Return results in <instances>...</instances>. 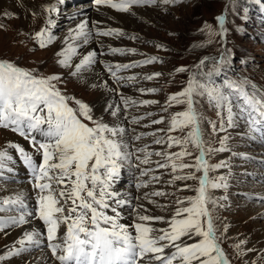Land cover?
Masks as SVG:
<instances>
[{"label": "rangeland", "instance_id": "obj_1", "mask_svg": "<svg viewBox=\"0 0 264 264\" xmlns=\"http://www.w3.org/2000/svg\"><path fill=\"white\" fill-rule=\"evenodd\" d=\"M74 1L76 0H69L70 3ZM12 3L10 6L15 9L17 3ZM48 3L42 10L24 9L22 16L13 12H9L6 18L0 16V62L11 63L24 71L36 74L34 75L36 77L47 78L56 75L60 79L54 83L68 99L70 107L77 109L75 101L79 100L90 107L93 121H99L112 128H117L121 122V127L125 129L122 135L124 137L119 136L115 139L122 144L121 151L127 154V158L119 162L118 177L114 178L118 181L117 185L111 183L112 186L109 188V191L117 195L109 200L114 204L116 200L127 198L123 201L132 204L128 208L135 216L140 212L169 220L175 213L177 199L184 200L197 195L195 189L199 187L198 179L174 180L176 175L184 176L195 170L186 168L173 172L171 164L175 162L177 165L181 163L194 165L200 149L190 142L182 146L173 143L169 147V136L184 141L191 131L190 127L170 130L172 117L186 111L187 105L174 101L169 103V98L186 89L190 80L197 84H208L204 82L203 73L191 72L205 58L210 57L211 62L214 61L213 54L220 55L222 62L215 65L214 73H223L225 84L213 85L229 95L232 108L231 123L227 104L218 108L207 95L193 96V106L199 117L204 160L209 169L206 195L211 202L207 207L211 212L217 242L229 264H260L264 259V250H261L264 238L259 236L264 231V201L259 200V198L264 200V136L259 131H252V126L248 123V114L242 111L243 101L239 94L227 88V84L246 82L243 87L247 93H264V0H171L170 3L154 0V3L144 4V8H133L127 14L115 13L110 9L81 11L88 14L83 19L91 32L94 28L107 29L108 25L111 28H123L125 31L123 34H128L119 40L117 37L111 38L116 39V42L106 40L107 42L93 43V39L88 42L94 44L91 52L95 50L96 55L94 62L81 72L99 63L100 69L94 67L90 70L94 75L99 73L102 77L106 76L109 86L111 85L109 93L100 88L101 82L100 87L87 85L83 82L81 72L72 75L77 59L86 53L87 44L81 40L82 38L76 42L80 41L79 44L84 48L73 56L70 62L72 66L65 67L59 64L62 58L57 54L60 41L69 31L72 21L75 22V15L80 16L77 11L87 8L89 4L77 10L67 8L65 10L67 14L74 17L70 19L71 22L63 21L59 25L55 37V34H51L52 24H48L52 19V12L45 11L53 4L50 1ZM224 12L228 19L224 31L226 26L229 29L225 32L228 35L225 44L222 43L217 26L218 17ZM121 17H124L128 26L121 22ZM42 29H47L53 37L52 42L43 48L36 39V34ZM95 43L98 46L108 44L121 47L118 49L125 50L126 54H112L111 48L96 47ZM129 49L135 50L134 54L128 52ZM227 49L232 55L231 58L235 59H230ZM152 57L156 58V62L144 63ZM227 62H234V67L226 68ZM118 64L139 66L121 69L116 73V77H119L116 79L106 66ZM180 68L185 71H177ZM157 73L160 75L156 76ZM148 76H153V79H146ZM130 77L134 79H129ZM111 91L114 92L113 100L104 104V112L98 114L95 109L101 106L100 102L108 100L112 95ZM125 98L135 103L125 106ZM144 101L155 103L146 104ZM95 102H98V105ZM117 108L121 113L117 112L115 118L112 113ZM134 119L136 123H133ZM158 120L162 123H153ZM84 122L90 127L94 126L90 121ZM213 124L216 126L215 130ZM14 139L17 140L10 133L0 131V151L5 149L3 152L9 151L8 146ZM157 140L161 143H156ZM221 148L224 150L220 151ZM185 149L191 155L185 156L182 160L176 159L174 154ZM9 152L7 153L10 154ZM157 152L163 155H155ZM169 155L173 156L172 160L167 159ZM146 156L148 163H141ZM12 158L15 159L16 156ZM161 164L167 166L160 167ZM1 170L7 173L6 168ZM22 172L24 174V171ZM14 175L15 177H12L19 181V173ZM195 175L199 178L203 172H195ZM4 178L3 175L0 176V187L4 186L1 185ZM213 183L220 186L212 188ZM155 192L164 195H153ZM10 209L6 210L10 213ZM145 209L147 211H144ZM105 211L114 216L116 214L111 204ZM2 213L4 212L0 214ZM125 219L126 216L123 215L121 220L126 221ZM155 226L168 228L167 223H155ZM64 231L65 227L62 225V232ZM2 236L1 242L5 241L6 237ZM239 237L241 238L238 239ZM197 239L199 238L186 239L184 242L190 244ZM1 242L2 255L6 244L3 245ZM249 245L251 249L247 248ZM257 249L259 251L254 259L253 255ZM22 255L20 254L19 258ZM1 262L0 259V264Z\"/></svg>", "mask_w": 264, "mask_h": 264}, {"label": "snow or ice", "instance_id": "obj_2", "mask_svg": "<svg viewBox=\"0 0 264 264\" xmlns=\"http://www.w3.org/2000/svg\"><path fill=\"white\" fill-rule=\"evenodd\" d=\"M164 2L170 3L171 0ZM58 3L63 4L64 0H58ZM95 3L106 5L118 12L128 13L133 6L154 3V0H95ZM45 11L56 12L57 8L53 5ZM223 19V17L218 18L221 25ZM52 23L51 20L48 21L49 25ZM86 28V23L79 24L77 29L73 30L74 34L70 35V40L75 42L83 38L86 43L89 35ZM97 35L119 36L122 33L118 29H109L98 31ZM36 39L43 48L52 42L53 37L47 29H42L36 34ZM110 51L112 54H126L125 50L118 48H111ZM127 51L134 54L135 50ZM76 53L74 44L68 43L66 49L58 54L62 57L59 64L71 67L70 62ZM95 55V52H90L83 56L75 65L72 75L79 74L82 69L92 64ZM154 62H156L155 57L144 61L145 64ZM203 63L201 61V64ZM137 66L139 65L118 64L106 67L109 73L116 77V73L121 69ZM177 71L182 72L185 69L180 68ZM59 79L56 75L47 78L36 77L11 63L0 62V128H10L11 131L29 140L41 157V161L37 163L23 148L10 145L21 154L24 163L32 172L34 188L38 191L36 210L38 219L46 228L47 247L59 264H154V262L229 264L217 242L211 212L207 207L211 202L206 195L209 169L204 160L199 117L193 106L194 95H207L218 108L227 104L229 123H231L232 108L229 95L211 83L197 84L190 80L186 89L169 98V103L174 101L187 105L186 111L172 117L170 130L191 128L184 141L169 136V147L173 143L182 146L190 142L200 149L194 165L186 163L177 165L175 162L171 164L173 172L177 169L183 171L186 168L195 170L184 176L176 175L174 180L198 179L199 187L195 189L197 195L184 200L177 199L175 213L169 220L137 212L135 222L124 225L119 223L120 213L116 209H113L115 216L108 215L105 209L110 207L108 200L116 196V193L109 191V188L118 175L119 162L127 158V154L121 151L122 144L115 139L122 136L125 129L112 128L99 121H93L90 107L79 100L75 101L77 109L70 107L68 99L54 83ZM146 79L151 80L153 76H148ZM244 83L246 82H229L227 88L239 94L244 105L242 111L247 112L252 131H259L264 136V93L249 94L244 90ZM124 103L127 106L135 102L125 98ZM118 111L119 108L112 114L116 115ZM84 121H90L94 126L90 127ZM136 122L134 119L133 123ZM153 123H162V121H153ZM212 126L215 130V124ZM33 132L39 133L44 139L37 141L32 135ZM156 143L159 144L161 141L157 140ZM141 151L145 150L141 149ZM155 155L163 154L157 152ZM174 155L176 159L182 160L191 153L185 149ZM167 159L172 160L173 156L169 155ZM5 160H11V156L7 152L0 151V169L4 167ZM141 163H148L147 156ZM195 172H203V175L198 178ZM219 186L215 183L211 184L212 188ZM153 195L161 196L164 193L155 192ZM18 203L22 204L19 197L0 201L2 205ZM124 203L123 200H116L117 205ZM5 210L4 207H0V212ZM26 215L30 216L32 213L27 212L19 215L18 218L0 221V231L9 225L20 226L27 223ZM155 223H167L168 228H156L153 226ZM62 225L65 231L63 235H59ZM39 235L40 233L36 231L26 232L18 243L21 248L26 243H38L36 237ZM185 238L199 239L188 244L184 242ZM166 249H174V251L166 254ZM19 252L20 249L15 252L10 251L9 255H16Z\"/></svg>", "mask_w": 264, "mask_h": 264}, {"label": "bare ground", "instance_id": "obj_3", "mask_svg": "<svg viewBox=\"0 0 264 264\" xmlns=\"http://www.w3.org/2000/svg\"><path fill=\"white\" fill-rule=\"evenodd\" d=\"M48 1H50L52 4H54V3L57 4L58 3L57 0H0V16L6 18L7 17L6 15H9V12L18 13L20 16H22L24 14V9H30L31 11L42 10V9H44L46 7L47 4H49ZM12 2H16L17 3V5L15 6V9H13L10 6V4L11 5L13 4ZM13 7H14V5H13ZM68 15L71 16V14H68ZM72 17H74V16H72ZM23 18H24V16H23ZM74 20H75V22L72 21L73 23L71 24L69 31L64 35V37L60 41L59 53L63 52L66 49V47L68 46V43H73L74 44V47H76V49H77V53L79 52L80 49L84 48L83 46H81L82 44H79L80 41H77V42L76 41L75 42L71 41L70 40V35L74 34L73 30L77 29L79 24L86 23V22H84V19L82 17H80V16L77 17L76 15H75V19ZM70 22H71V20H70ZM121 22L124 25L128 26L127 21L124 20V17L122 18ZM86 25H87L86 31L87 32H91V31H89V29H90V27H88L89 25L87 23H86ZM91 39H93V38L88 37L87 42L85 43V44H87V47L85 48L86 53L84 52L85 54H81L79 56V58L77 59L78 60L77 63H79V61L83 58V56H85L87 53H90L93 50V48L95 47L94 44H92V42L88 43ZM59 53H57V54H59ZM72 58H74V57H72ZM99 66H100V64L97 63L96 66L93 65L92 67L87 68L88 70H83L81 72L83 74V77H84V78L82 77L83 82H85L87 85H89L91 87H94V86L100 87V83L99 82H101L102 86L100 88L103 89V90H107V92H108V89H110L111 85L109 86L106 76L102 77V75L99 74V73L97 75H94V74H92V72L90 70V69H92L94 67H97V68L100 69L101 67H99ZM113 94H114V92H112V95L109 96L107 101L100 102L101 106L99 108L95 109L98 114H100L101 112L102 113L104 112V106L103 105L106 104V103H109V102H111V100H113ZM95 104L98 105V102H95ZM118 112L121 113L120 111H118ZM115 118H116V116H115ZM120 124H121V122H120ZM120 124L118 123L117 127H121ZM122 137H124V136H122ZM15 141L16 140L14 139L11 142L15 143ZM10 152H11V150H10ZM34 153H36V152H34ZM37 154L38 153H36V155ZM8 155L11 156V160H5L3 168L7 169V173L8 174H9V172L10 173H19V182H20V184L22 183V185H20V186L16 185L17 186L16 187L14 184H3L4 186L0 187V201H3L4 199H8V198L15 199L16 197H19L20 200L22 201V204L18 203V204L14 205V207L16 208V212L11 208V205H3L5 209H10V208L11 209H10V213L8 212V210L3 211L4 213H2L0 215V221H9L13 217L18 218L19 215H21L23 213H27V212H31L32 215H30V216L26 215L25 216V219H26L27 223H25L23 225H20V226H11V225H9L8 227H5L3 229V231H0V240H2V238H1V237H3L2 235L6 236L5 239H4L5 241H2V242L0 241L1 244H3V245L6 244L5 248L2 251L3 252L2 255L0 254L1 257H4L3 259H1V261H2L1 264H59V261H57L51 255V251L47 247L48 241L46 239V228L43 225V223L38 219V215H37V211H36L37 208H38V204H37L38 191L35 190V188H34V177L32 175V172L28 168V166L24 163V160H23L22 157L19 156V158L16 157L14 159V158H12V157H14V155L12 156L11 153L8 154ZM25 167L28 168V170L25 169ZM22 171H24V174H23ZM28 180H31V182L29 184L24 183L25 181H28ZM114 180H113L112 183L116 186L118 181L117 180L114 181ZM28 187H30V189L32 191L35 190V197H29L31 195V193L33 194V192H31ZM120 198H122V197H120ZM111 200H109V205L111 204V208L112 209H116V211H118L122 215V216H120L121 218L119 219V223L124 224V225L133 224L135 222V220H136V216L128 208L132 204L128 202V203H124L123 205H117L116 203L113 204V201H111ZM123 200H127V198H124ZM32 205H33V207H32ZM141 206H142V204H141ZM108 215L114 216L111 213H108ZM123 215L126 216V219H125L126 221H122L121 220ZM153 226L156 227V228H160V227L155 226V224ZM260 226H262V225H260ZM129 230L133 231L131 228H129ZM32 231H36V232L40 233V235L38 237H36V241H38V243L37 242L26 243L25 246L23 248H21V246H20V244L18 242L21 239L24 238V234L26 232H32ZM231 232H233V230H231ZM61 233L63 234L62 226L60 228L59 235ZM263 234H264V231L262 233H260L259 236H261V238H264ZM240 238L241 237H239L238 239H240ZM186 239L187 238H185L184 241H186ZM247 248L251 249V246L249 245V246H247ZM17 249H20L19 254L9 255L10 251L15 252ZM243 249H246V248L243 247ZM261 250H264V246H263V248ZM165 251H166V254H169L171 251H174V249H166ZM255 251L256 252L253 255V258L257 254L259 249L255 250ZM20 254H23L21 258H19ZM154 264H158V263L154 262ZM260 264H264V259L260 261Z\"/></svg>", "mask_w": 264, "mask_h": 264}]
</instances>
